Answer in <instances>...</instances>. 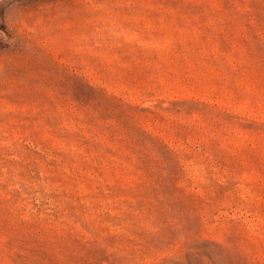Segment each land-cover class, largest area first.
Segmentation results:
<instances>
[{
    "label": "rangeland",
    "instance_id": "374dc122",
    "mask_svg": "<svg viewBox=\"0 0 264 264\" xmlns=\"http://www.w3.org/2000/svg\"><path fill=\"white\" fill-rule=\"evenodd\" d=\"M0 264H264V0H0Z\"/></svg>",
    "mask_w": 264,
    "mask_h": 264
}]
</instances>
